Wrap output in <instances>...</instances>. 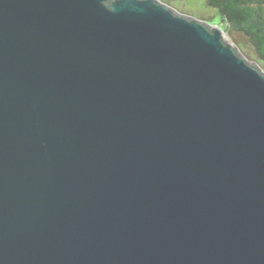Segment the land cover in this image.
Listing matches in <instances>:
<instances>
[{
    "label": "water",
    "instance_id": "obj_1",
    "mask_svg": "<svg viewBox=\"0 0 264 264\" xmlns=\"http://www.w3.org/2000/svg\"><path fill=\"white\" fill-rule=\"evenodd\" d=\"M0 264H264V73L160 0H0Z\"/></svg>",
    "mask_w": 264,
    "mask_h": 264
},
{
    "label": "rangeland",
    "instance_id": "obj_2",
    "mask_svg": "<svg viewBox=\"0 0 264 264\" xmlns=\"http://www.w3.org/2000/svg\"><path fill=\"white\" fill-rule=\"evenodd\" d=\"M167 4L177 14L199 19L212 27H220L228 42L233 43L236 50L245 59L264 73V60L258 54L250 38L243 32L235 30L216 8L208 5L207 0H160Z\"/></svg>",
    "mask_w": 264,
    "mask_h": 264
},
{
    "label": "trees",
    "instance_id": "obj_3",
    "mask_svg": "<svg viewBox=\"0 0 264 264\" xmlns=\"http://www.w3.org/2000/svg\"><path fill=\"white\" fill-rule=\"evenodd\" d=\"M235 30L246 34L264 60V0H207Z\"/></svg>",
    "mask_w": 264,
    "mask_h": 264
}]
</instances>
